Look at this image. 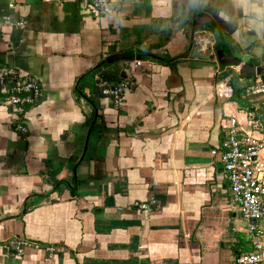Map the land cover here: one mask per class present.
I'll list each match as a JSON object with an SVG mask.
<instances>
[{
  "label": "crops",
  "instance_id": "1",
  "mask_svg": "<svg viewBox=\"0 0 264 264\" xmlns=\"http://www.w3.org/2000/svg\"><path fill=\"white\" fill-rule=\"evenodd\" d=\"M91 2L18 0L12 10L0 0V67L42 86L20 115L0 95V264H238L213 233L233 202L212 151L228 115L264 135V96L245 95L264 76L222 65L218 51L264 65V0H125L101 16ZM199 13L215 26L191 46ZM117 54L130 59L103 64ZM98 65L95 76L136 81L122 106L95 76L80 85ZM225 84L233 96L220 94ZM152 196L150 211L134 205ZM19 239L31 242L23 256L7 248Z\"/></svg>",
  "mask_w": 264,
  "mask_h": 264
},
{
  "label": "built area",
  "instance_id": "2",
  "mask_svg": "<svg viewBox=\"0 0 264 264\" xmlns=\"http://www.w3.org/2000/svg\"><path fill=\"white\" fill-rule=\"evenodd\" d=\"M9 9H16L18 0H2ZM125 0H92L90 12L95 16L109 15L121 10ZM4 19L12 21L11 13H5ZM23 25L24 21H17ZM142 61H137L135 66H141ZM134 62L126 61L128 70L132 69ZM96 87L105 97L113 100L116 107L123 105L126 93L136 87V81L124 78L113 83L101 74L95 76ZM220 94L229 97L234 95L235 89L230 84H225L219 89ZM0 95L3 100L11 105L17 115H20L26 105L36 103L42 96L41 84L29 77H24L15 67H0ZM248 97L264 96V80L259 79L245 88ZM247 129L234 115H228L222 124L224 140L222 149H214L213 155H220L221 162L230 183L233 204L241 210L245 220L250 222L248 241L251 250L242 253L238 264H264V135L259 133L256 121L249 122ZM17 129L23 133L27 128L19 124ZM157 203L155 196L147 201H135L134 205L143 210L150 211L152 205ZM31 242L25 239L12 240L7 246L8 251L16 256H23ZM46 250L51 254L57 253V248L48 245Z\"/></svg>",
  "mask_w": 264,
  "mask_h": 264
},
{
  "label": "water",
  "instance_id": "3",
  "mask_svg": "<svg viewBox=\"0 0 264 264\" xmlns=\"http://www.w3.org/2000/svg\"><path fill=\"white\" fill-rule=\"evenodd\" d=\"M190 24L191 28L187 30L186 37L191 39V46H193V42L196 39L198 32L205 26L214 25V20L207 13H199L194 16ZM218 57L222 65H235L244 76H264V65H252L249 62L250 56L245 53L231 51L227 46H225L223 49L218 51ZM135 58L140 59L141 56H137ZM126 59L128 60L130 58L125 55L117 54L108 57L107 62H115L116 60Z\"/></svg>",
  "mask_w": 264,
  "mask_h": 264
},
{
  "label": "rangeland",
  "instance_id": "4",
  "mask_svg": "<svg viewBox=\"0 0 264 264\" xmlns=\"http://www.w3.org/2000/svg\"><path fill=\"white\" fill-rule=\"evenodd\" d=\"M235 214L236 216H234ZM222 218L219 221V227L213 230L217 237V247L219 249L224 247L226 255L229 258H232L231 256L235 258L242 254L247 243L246 237H248L250 222L243 218L240 208L235 204L229 207ZM228 240L235 245L234 249L229 248Z\"/></svg>",
  "mask_w": 264,
  "mask_h": 264
},
{
  "label": "trees",
  "instance_id": "5",
  "mask_svg": "<svg viewBox=\"0 0 264 264\" xmlns=\"http://www.w3.org/2000/svg\"><path fill=\"white\" fill-rule=\"evenodd\" d=\"M2 6V5H1ZM0 6V7H1ZM4 7H6V6H4ZM5 9V8H4ZM0 10H1V8H0ZM3 13H4V11H0V15H3ZM5 13H7V10L5 11ZM110 63V62H109ZM103 64H107V59L104 61V63ZM101 67V65H98V66H96L95 68H93L87 75H85L84 77H82L80 80V85H82L81 83L83 82V81H85V80H87V81H93V79H94V76H95V74L97 73V71L99 70V68ZM103 77L104 78H106V80H110L113 76H110V75H103ZM124 79V78H123ZM123 79H121V80H123ZM95 80V79H94ZM121 80H119V81H110V82H113V83H117V82H120ZM96 85V84H95ZM94 85V81L93 82H91L90 84H89V86H91V87H94L95 86ZM83 86V85H82ZM79 93L80 94H82V95H84V93H83V90L82 89H80L79 90ZM244 249H247V245H245V247H244Z\"/></svg>",
  "mask_w": 264,
  "mask_h": 264
},
{
  "label": "clouds",
  "instance_id": "6",
  "mask_svg": "<svg viewBox=\"0 0 264 264\" xmlns=\"http://www.w3.org/2000/svg\"><path fill=\"white\" fill-rule=\"evenodd\" d=\"M241 2H242V3H245V2H246V0H241Z\"/></svg>",
  "mask_w": 264,
  "mask_h": 264
}]
</instances>
